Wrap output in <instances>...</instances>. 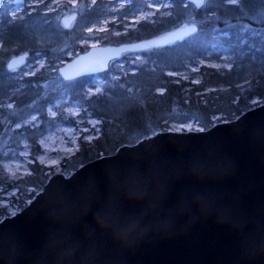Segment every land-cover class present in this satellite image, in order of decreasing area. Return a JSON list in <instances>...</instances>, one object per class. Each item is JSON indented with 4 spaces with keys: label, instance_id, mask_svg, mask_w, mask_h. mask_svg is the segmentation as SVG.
I'll return each instance as SVG.
<instances>
[{
    "label": "water",
    "instance_id": "95a60500",
    "mask_svg": "<svg viewBox=\"0 0 264 264\" xmlns=\"http://www.w3.org/2000/svg\"><path fill=\"white\" fill-rule=\"evenodd\" d=\"M205 1L185 0L197 9ZM76 16H64L63 26ZM197 30L184 23L151 38L91 46L58 72L66 81L98 75L126 53ZM27 58L11 56L6 69ZM130 180L141 194L129 195ZM261 228L264 102L206 129L156 130L70 174L51 173L26 206L0 219V264H264ZM245 229L253 242L241 241Z\"/></svg>",
    "mask_w": 264,
    "mask_h": 264
},
{
    "label": "trees",
    "instance_id": "16d2710c",
    "mask_svg": "<svg viewBox=\"0 0 264 264\" xmlns=\"http://www.w3.org/2000/svg\"><path fill=\"white\" fill-rule=\"evenodd\" d=\"M168 1L170 5L167 8L156 10L151 17L132 28L126 29L118 24L114 30L115 23H110L111 29L101 34L104 36L103 43L157 36L177 27L189 15L196 19L197 32L181 42L149 51L127 53L121 57L126 60L127 56H131L130 64L134 60L132 56L138 53L142 56L141 60H134L126 70L120 72L117 79L108 80L101 92L88 98L83 96L84 113H90L101 121L99 135L90 141L81 140L79 150L64 160L62 170H75L100 155L113 153L121 144L133 143L156 130H165L177 116L194 115L207 124L210 117L217 113L231 119L232 111L240 112L253 107L256 104L249 105V102L254 98L264 101V15L258 14L264 10V0H243L235 4H227L229 0H219L214 7L208 4L200 9L185 0ZM108 4L104 0H96L95 4L85 8L80 17L83 27L77 39L83 38L85 27L97 25L112 15ZM142 7H146L144 0H130L118 11L119 19L132 17ZM9 13L3 0H0V136L15 121V117L7 112L10 111L6 107L7 101H13V107L19 110L28 107L36 95L33 93L34 83L42 79V72H39L34 77L25 78L23 88H19L15 80H7L10 76L5 69L7 57L21 51H29L32 55L37 47H48L50 41L37 43V35H34L31 43L23 42L21 36L24 27L45 24L34 19L36 12L20 18H12ZM52 40H58V37L54 35ZM76 46L81 51L85 47ZM220 47L230 49L233 56L230 67L200 64L187 79L171 73L208 58ZM118 60L111 62V65ZM99 75L106 77L107 73ZM94 76L66 82L65 89L70 85L84 89L91 84ZM65 89L54 88L43 95L36 89L40 99L38 108L32 110L45 117V107L66 93ZM23 130L31 132L27 127ZM31 157V173L26 176L12 179L0 171V183L6 186L5 190L17 189L16 199L20 200V209L27 205L25 197L32 199L36 194L31 191L27 195V188H42L52 172L39 164L33 154ZM6 215L5 207H0V219Z\"/></svg>",
    "mask_w": 264,
    "mask_h": 264
},
{
    "label": "rangeland",
    "instance_id": "374dc122",
    "mask_svg": "<svg viewBox=\"0 0 264 264\" xmlns=\"http://www.w3.org/2000/svg\"><path fill=\"white\" fill-rule=\"evenodd\" d=\"M104 1L109 3L108 5H110L112 15L102 19L97 25L85 27L84 32H82L83 38L77 39V35L81 32L83 27L82 22H80L81 14L85 11L87 6L93 3L92 0H43L42 3L40 0H26L23 6L16 4L14 0H3L5 8L9 12L16 7H22V11L19 13L18 18L36 12L37 14L34 15V19L36 18V21L41 20L40 22L45 24L43 26L31 24L30 26L24 27L21 36L23 42L31 43L32 36L34 35H37V43L44 44V42L46 43L50 40L47 44L48 47H45L48 51L41 47H37L32 55L29 51L19 52L28 53L26 64L20 68H16L12 71L6 69L7 60L11 56L16 55L15 53H11L5 61V69L10 75L7 77V80H15L19 88H23L25 78L34 77L37 73L42 72V79L34 83L36 85H34L33 93L36 95L32 98L34 100L32 104L19 110L13 107V101L8 100L6 103L7 109L10 110L7 112L10 116L15 117V121L12 127L7 128L4 134L0 136V171L5 173L9 178L17 179L31 173L30 165L33 163L32 154L39 164L50 168L49 170H52L51 173L61 171L70 174L74 171V169L68 172L62 170L61 166L64 160L69 159L79 150V142L81 140L90 141L97 137L99 135L101 123L98 118L90 115V113H84L85 106L83 96L88 98L101 92L108 80L117 79L120 72L126 70L131 63H134V60H141L142 56L139 53L135 54L132 56L134 60H131L129 64V58H131V56H127V59L124 60L121 59L122 55L114 64L111 65L110 63L108 70L105 71L107 73L106 77L99 74L95 75L91 80V84L84 89L77 85H70L65 89V83L73 80H64L58 72L59 67L76 55L86 51L91 46L118 44L103 43L104 36L101 34L111 29L110 23H115L113 27L114 30L118 24H122L126 29L132 28L138 22L151 17L156 10L167 8L170 5L168 0H144V2H146V7L139 8L132 17H122L120 20L118 11L124 5L128 4L130 0ZM218 2L219 0H206L204 6L209 4L210 7H214ZM226 3L234 4L231 0ZM73 4L76 5L75 8ZM73 13L77 15L76 18L69 28H65L61 19ZM260 13L258 14L261 15ZM184 23L196 24V19L193 15H189L186 21L178 26ZM89 29H91V31H89ZM54 35L58 37V40H52ZM76 44L85 46L84 50L81 51ZM151 49L144 51H149ZM229 51L230 49L228 47H220L208 58L198 60L187 68L172 71L171 73L182 79H187L191 72L197 70L200 64L214 67H230L232 65L233 56ZM59 87L65 89L66 93H63L59 98H56L45 107V117H43L40 112H34L32 110V108H38L37 102L40 99V97H37V93L35 92L36 89L43 95L47 91ZM159 91L161 90L159 89ZM263 102L264 101L261 99L254 98L249 102V105H257ZM244 111H232L231 119L236 118ZM231 119L227 118L223 113H217L211 116L209 122L205 124L206 122L202 118L194 115H190L189 117L177 116L168 123L165 130H201L210 127L214 123ZM26 127L31 132L27 133L26 130H23V128ZM35 144L37 145L36 148ZM52 161H56V163L52 164ZM5 187L6 186L0 183V207H5V213H7L6 216H8L21 209L19 208L20 200L16 199L18 196L17 189L12 188L5 190ZM41 189L42 188H38L37 186H29L25 193L27 195L30 194L31 191L37 193ZM32 199L25 197V203L28 204Z\"/></svg>",
    "mask_w": 264,
    "mask_h": 264
},
{
    "label": "snow or ice",
    "instance_id": "6c2138e0",
    "mask_svg": "<svg viewBox=\"0 0 264 264\" xmlns=\"http://www.w3.org/2000/svg\"><path fill=\"white\" fill-rule=\"evenodd\" d=\"M14 2L18 5H24L26 0H14ZM40 2L42 3L43 0H40ZM93 4H95L96 0H92ZM232 3H242L243 0H231ZM75 4H73V7L75 8ZM199 7V5H197ZM262 9H264V6H262ZM22 11V7H16L15 9H13L9 15L12 17V18H18L19 16V13ZM261 15H264V10L261 11L260 13ZM67 27V25H65ZM89 31H91V29H89ZM56 161H52V164H55ZM194 194H199L197 192H195ZM261 233L264 234V228H261ZM241 236V241L244 242V243H250V242H253L254 239H255V234L251 231H248L247 229L243 230L240 234Z\"/></svg>",
    "mask_w": 264,
    "mask_h": 264
},
{
    "label": "clouds",
    "instance_id": "9594fccd",
    "mask_svg": "<svg viewBox=\"0 0 264 264\" xmlns=\"http://www.w3.org/2000/svg\"><path fill=\"white\" fill-rule=\"evenodd\" d=\"M126 191L129 193V195H139L141 194L142 190L138 186V184L134 180H130L126 185ZM97 219L100 223H104L105 219L104 217L98 216Z\"/></svg>",
    "mask_w": 264,
    "mask_h": 264
}]
</instances>
